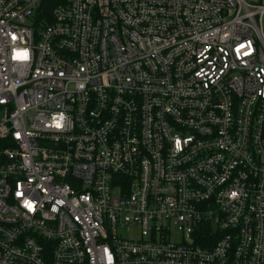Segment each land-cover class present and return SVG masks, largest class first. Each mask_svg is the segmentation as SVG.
Listing matches in <instances>:
<instances>
[{
	"label": "built area",
	"instance_id": "1",
	"mask_svg": "<svg viewBox=\"0 0 264 264\" xmlns=\"http://www.w3.org/2000/svg\"><path fill=\"white\" fill-rule=\"evenodd\" d=\"M0 264H264V0H0Z\"/></svg>",
	"mask_w": 264,
	"mask_h": 264
},
{
	"label": "rangeland",
	"instance_id": "2",
	"mask_svg": "<svg viewBox=\"0 0 264 264\" xmlns=\"http://www.w3.org/2000/svg\"><path fill=\"white\" fill-rule=\"evenodd\" d=\"M134 235L136 236V235H137V233L135 232V233H134Z\"/></svg>",
	"mask_w": 264,
	"mask_h": 264
}]
</instances>
